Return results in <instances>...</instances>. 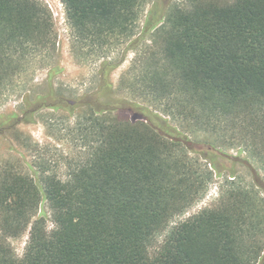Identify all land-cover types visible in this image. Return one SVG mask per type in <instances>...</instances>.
I'll use <instances>...</instances> for the list:
<instances>
[{"label": "trees", "instance_id": "16d2710c", "mask_svg": "<svg viewBox=\"0 0 264 264\" xmlns=\"http://www.w3.org/2000/svg\"><path fill=\"white\" fill-rule=\"evenodd\" d=\"M60 1L73 55L101 57L99 84L67 93L54 88V67L45 92L21 89L20 115L0 114V131H11L63 109L81 151L60 174L16 135L32 155L0 167V264H264V189L234 173L214 206L171 225L205 197L210 166L219 170L209 151L237 148L264 170V0H183L144 27L149 0ZM56 44L46 4L0 0V98ZM130 50L114 90L123 100H101ZM189 136L208 154L193 155ZM25 234L19 256L12 240Z\"/></svg>", "mask_w": 264, "mask_h": 264}, {"label": "rangeland", "instance_id": "374dc122", "mask_svg": "<svg viewBox=\"0 0 264 264\" xmlns=\"http://www.w3.org/2000/svg\"><path fill=\"white\" fill-rule=\"evenodd\" d=\"M40 1L46 4L50 10L49 3L53 8L51 12L57 33V44L55 45V49L51 50L47 57H38L30 61L28 67L22 72L20 78L17 79L13 89L9 90L6 95L0 98V114L17 112L20 115L24 108L21 89L25 87L32 93L45 92L48 84L49 70L54 67L55 70L51 78L54 88L68 90L66 91L67 93L72 92L77 95L95 94L98 88V68L101 57L82 61L78 60L72 53L71 35L68 25L66 22H62L64 12L63 4L60 0ZM182 1L149 0L141 17V26L144 27V23L147 20L151 21L150 26L161 24L165 19L168 9L174 3H180ZM133 57L134 52L130 50L127 52L126 59L117 68L108 72L106 80L109 86L97 94L101 100L121 103L123 97L115 93L114 90L121 74L129 66ZM153 112L157 113L155 111ZM73 116L63 109L54 111L52 108H43L34 117V122H22L14 130L0 131V167L8 162L17 164L21 160L20 154L29 155L31 153V151H26L16 141V135L21 134L23 137L29 138L31 144L38 145V150L36 152L34 151L35 157L32 160L36 158V160L46 162L54 166V168H58V172L63 174L65 170L63 161H65L66 157L75 158L76 155L81 154L79 148H75L66 138V129H64L71 126ZM47 118L52 126L46 123ZM156 122H159V120H156ZM182 135L185 136L184 133ZM188 138V146L192 149L191 153L193 155L208 154L193 137L189 136ZM209 156L215 158L219 170L216 171V169L210 166L214 172V176L212 182L209 184L205 197L192 206L185 214L173 218L171 225L184 220L205 207L214 206L218 201L225 177H229L231 173L242 178L246 183H253L260 189H264V170L260 168L256 161L250 158V160L244 159L247 158L246 153L239 152L237 148H234L219 155L209 151ZM219 171H221L220 175L218 174ZM41 209L49 214L44 204L41 205ZM48 226H51L49 222ZM164 236L165 233L157 239L156 247L162 243ZM26 239L27 234L19 239L12 240V245L19 256L23 253Z\"/></svg>", "mask_w": 264, "mask_h": 264}, {"label": "built area", "instance_id": "2783aa9c", "mask_svg": "<svg viewBox=\"0 0 264 264\" xmlns=\"http://www.w3.org/2000/svg\"><path fill=\"white\" fill-rule=\"evenodd\" d=\"M61 2V1H60ZM49 5V7L51 8V10L53 11V8H52V6H51V4L49 3L48 4ZM48 7V6H47ZM50 10V11H51ZM52 13V12H51ZM53 15V14H52ZM62 22H66V20H65V12H63V16H62Z\"/></svg>", "mask_w": 264, "mask_h": 264}]
</instances>
